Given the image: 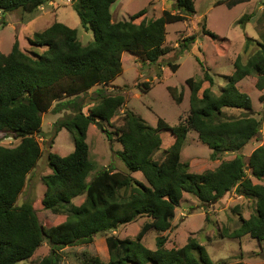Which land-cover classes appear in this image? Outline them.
<instances>
[{
    "label": "trees",
    "instance_id": "trees-1",
    "mask_svg": "<svg viewBox=\"0 0 264 264\" xmlns=\"http://www.w3.org/2000/svg\"><path fill=\"white\" fill-rule=\"evenodd\" d=\"M117 0H75L73 7L83 28L92 30L94 41L82 45L78 31L55 22L42 32L34 34L30 44L40 48L41 54H27L16 41L11 52H0V133L8 132L21 139L18 146H0V264H18L27 261L45 241L51 245V254L38 264H58L59 251L77 245H87L99 234L116 231L120 226L135 222L140 217L151 219L143 225L135 240L117 236L106 238L108 263L94 258L92 264H216L206 249L190 238L181 248L167 249L166 238H159L157 249L149 250L143 239L152 230L171 229L176 209L184 193L197 196L203 203H214L235 190L240 196L256 200V211L232 232L224 229L222 238L241 239L250 235L264 241V185L255 184L247 176V168L257 180L264 179V145L251 154L246 165L238 155L221 163L214 171L202 174L189 172V164L181 162V152L189 132L198 133L201 141L212 149V160L218 161L227 153L241 152L251 141L259 138L262 122L251 116L253 102L237 85L247 77L256 79V88L264 90V36L260 49L246 62L238 57L234 72L227 76V84L220 95L210 88L199 92L202 83L190 78L186 81L191 91L190 115L184 123L171 127L159 119L157 127L148 126L139 116L125 110L123 126L115 135L123 146L119 157L128 172L104 169L90 182L93 170L89 157L87 134L96 123H111L126 104L121 94L98 93L96 106L83 112L79 101L94 87L107 86L123 72L124 56H132L156 64L167 54L164 47L167 26L185 22L196 13L194 0H173L179 13L169 10L160 18L140 24L134 21L144 15L142 10L129 21L115 23L111 7ZM251 0H232L231 8ZM51 0H0V11L11 13L22 9L34 13ZM247 18V17H246ZM204 35L217 41L220 37L203 30ZM196 42L191 36L181 42L183 53ZM45 49V50H43ZM173 72L179 67L169 65ZM211 86L214 79L205 73ZM149 88V84L143 85ZM177 104L183 101L176 88H168ZM54 104H56L54 106ZM54 107V108H53ZM53 108L54 114L72 110V115L55 123L58 134L66 129L72 136L75 149L62 157L49 154L53 173L42 178L46 186L43 206L64 220L54 227L43 229L33 206H17L28 176L35 170L42 148L37 135L42 133V116ZM243 110L237 119L223 120L224 109ZM169 131L174 143L165 151L163 161L154 156L161 150L160 133ZM109 138L111 137L108 133ZM142 173L147 185L135 180L133 173ZM85 196L80 206L72 200ZM217 264H243L221 261Z\"/></svg>",
    "mask_w": 264,
    "mask_h": 264
},
{
    "label": "rangeland",
    "instance_id": "rangeland-1",
    "mask_svg": "<svg viewBox=\"0 0 264 264\" xmlns=\"http://www.w3.org/2000/svg\"><path fill=\"white\" fill-rule=\"evenodd\" d=\"M74 1L51 0L31 14L22 9L11 13L0 11V52L8 55L18 41L21 50L27 54H41L42 50L33 47L30 40L35 33L46 30L55 22L76 29L82 45L93 42L94 33L83 28L74 10ZM231 1L194 0L196 13L193 17L167 26L164 47L168 52L158 63L148 64L136 57L125 55L121 75L109 85L94 87L81 96L79 101L83 103L85 114H89L88 110L96 106L101 89L107 94H121L126 98L125 106L113 118L112 124L100 122L98 124L101 127L97 123L89 127L87 143L93 170L87 182L104 169L128 172L118 155L123 152V146L115 135L118 128L123 126L122 116L125 110L139 116L150 127H157L159 119H164L171 127H176L184 123L190 115L191 91L186 83L188 79L193 78L202 83L200 98L208 88L214 94L220 95L227 84L226 77L234 72L236 59L240 57L246 63L260 49L259 44L264 36V0H251L232 8L229 6ZM174 4L173 0H117L111 7V14L113 21L117 23L129 21L144 10L146 13L134 21L135 24H140L143 20L149 22L160 18L166 10L179 13ZM204 29L218 35L220 39L215 41L204 35ZM191 36L196 37V42L181 53L179 45ZM168 64L178 66L179 69L173 72ZM206 72L213 77V86L204 80ZM145 83L149 84L148 89L143 86ZM170 87L176 88L178 95L182 94L181 104H177L171 97L168 91ZM237 87L249 95L253 102L251 116L262 122L259 138L251 141L241 152L227 153L214 161L211 158L212 149L201 141L198 133L189 132L181 152V162L189 164L190 173L214 171L221 163L233 160L238 155H242L248 165L254 150L264 145V90L259 91L256 88V79L253 77L245 78ZM53 108L42 116V133L37 135V140L43 154L35 170L28 176L17 202L18 207L26 203L33 206L43 229L54 227L64 220V216L55 215L43 206L46 186L42 178L53 173L48 156L57 154L65 157L75 149L72 136L66 129L58 134L55 132V123L72 115L73 111L64 110L54 114ZM223 113V120L237 119L246 114L243 110L230 108L224 109ZM160 136L161 150L154 156L159 162L164 160L165 151L174 143L171 132L162 131ZM20 142L21 139L13 134L0 133V146L13 148ZM246 173L255 184L264 185V179L254 178L251 169L247 168ZM132 177L147 185L142 173H133ZM84 200L85 196H81L73 199L72 204L80 206ZM255 211L256 200L242 197L235 190L214 203H203L194 194L184 193L171 229L167 232L150 231L143 239V244L149 250L155 251L159 238H166L167 249L181 248L190 238H195L216 264L221 261L264 264V241L253 239L250 235L241 239L222 238L220 235L224 229L232 232L240 227L241 218L249 219ZM150 221L148 217H140L133 223L120 226L114 232L97 235L91 244L66 247L59 251L58 264H92L94 258L108 263L106 238L114 235L121 239L135 240L143 225ZM51 249V245L45 241L32 258L18 264H38L51 254Z\"/></svg>",
    "mask_w": 264,
    "mask_h": 264
},
{
    "label": "water",
    "instance_id": "water-1",
    "mask_svg": "<svg viewBox=\"0 0 264 264\" xmlns=\"http://www.w3.org/2000/svg\"><path fill=\"white\" fill-rule=\"evenodd\" d=\"M97 125H98L99 127H101L98 123H97Z\"/></svg>",
    "mask_w": 264,
    "mask_h": 264
}]
</instances>
